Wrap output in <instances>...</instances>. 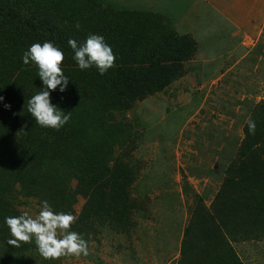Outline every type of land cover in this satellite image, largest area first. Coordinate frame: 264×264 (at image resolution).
<instances>
[{
  "label": "rangeland",
  "instance_id": "1",
  "mask_svg": "<svg viewBox=\"0 0 264 264\" xmlns=\"http://www.w3.org/2000/svg\"><path fill=\"white\" fill-rule=\"evenodd\" d=\"M97 2L107 10L155 14L172 31L189 35L194 51L165 87L115 112L123 132L110 161L122 180L114 202L95 208L78 196L66 207L44 191L28 193L12 183L0 188V200L17 215L35 216L40 201L48 200L54 210L76 216L70 230L88 242V255L45 260L34 243L12 246L9 234L0 232V264L195 263L210 258L203 248L213 228L241 264H264V221L251 211L250 231L243 234L219 216L217 197L224 191L243 200L237 219L245 214L242 203L251 193L244 186L223 188V182L239 164L246 119L262 117L264 109V0ZM243 158L264 180V150Z\"/></svg>",
  "mask_w": 264,
  "mask_h": 264
},
{
  "label": "trees",
  "instance_id": "2",
  "mask_svg": "<svg viewBox=\"0 0 264 264\" xmlns=\"http://www.w3.org/2000/svg\"><path fill=\"white\" fill-rule=\"evenodd\" d=\"M89 33L102 35L115 54L114 66L104 75L94 67L81 71L71 59L68 39L80 44ZM44 40L63 49L61 66L70 79L63 93L51 92V102L71 112L68 123L58 131L41 128L27 112V100L39 91L41 80L35 66L23 64L21 56L30 44ZM193 51L189 35L177 34L150 12L107 10L97 0H0V96L4 98L0 101V188L12 183L28 193L44 191L66 207L78 196L87 198L90 207L114 202L122 192V180L115 176L110 161L123 132V122L115 112L165 87L181 74L183 62ZM261 111L262 117L253 119L254 135L246 124L239 164L223 182V188L244 186L251 193L242 203L245 214L237 219L236 209L243 200L235 201L224 191L217 196L219 216L234 222L243 234L250 231L251 211L264 221V194L260 192L264 180L259 169H246L243 162L244 156L250 160L264 150ZM10 215L17 211L0 200L3 234H8L4 217ZM217 231L213 228L208 233L209 243L203 248L210 258L188 264H241ZM229 253L232 257L224 259ZM3 264L7 263L3 260Z\"/></svg>",
  "mask_w": 264,
  "mask_h": 264
},
{
  "label": "clouds",
  "instance_id": "3",
  "mask_svg": "<svg viewBox=\"0 0 264 264\" xmlns=\"http://www.w3.org/2000/svg\"><path fill=\"white\" fill-rule=\"evenodd\" d=\"M75 27L79 29L80 25L77 23ZM67 44L72 50L71 59L81 71L94 67L99 75H104L114 66L116 57L112 47L100 34L89 33L80 44L70 38ZM64 59L63 49L51 40L34 42L22 53L23 64L34 65L41 80L39 91L27 100V112L41 128L58 131L70 120L71 112L51 102V92L63 93L70 81L61 66ZM3 99L0 96V101ZM245 123L249 134L254 135L256 122L249 117ZM76 219L71 213L54 210L48 200H41L35 216L24 211L19 215L5 216L3 224L8 230L9 245L18 247L21 243H34L45 260H57L66 256L88 255V242L70 230Z\"/></svg>",
  "mask_w": 264,
  "mask_h": 264
}]
</instances>
